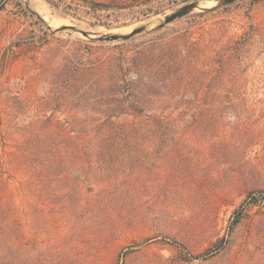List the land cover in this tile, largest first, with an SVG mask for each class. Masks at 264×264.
Segmentation results:
<instances>
[{
    "label": "rangeland",
    "instance_id": "1",
    "mask_svg": "<svg viewBox=\"0 0 264 264\" xmlns=\"http://www.w3.org/2000/svg\"><path fill=\"white\" fill-rule=\"evenodd\" d=\"M216 5L0 0V264H264V0ZM163 46L214 77L150 105L157 135L88 128L69 62L144 52L146 74Z\"/></svg>",
    "mask_w": 264,
    "mask_h": 264
},
{
    "label": "trees",
    "instance_id": "2",
    "mask_svg": "<svg viewBox=\"0 0 264 264\" xmlns=\"http://www.w3.org/2000/svg\"><path fill=\"white\" fill-rule=\"evenodd\" d=\"M155 46L154 43L151 45ZM160 52L163 53L158 60L162 61L160 69L146 74L143 69L155 66L157 62L144 52L128 59L117 56L95 62H69L70 87L81 92L83 102L97 107L96 111L88 109L90 114L100 116L87 117L88 128L103 132L107 137L144 132L157 135L167 121L174 122V119L163 112H150V105L172 100L182 88L208 84L214 77L215 69L210 63L207 64L208 71L190 73L186 71L185 56L178 54L180 57L172 61L175 52L170 46H163ZM123 116H131L133 120L117 121Z\"/></svg>",
    "mask_w": 264,
    "mask_h": 264
},
{
    "label": "water",
    "instance_id": "3",
    "mask_svg": "<svg viewBox=\"0 0 264 264\" xmlns=\"http://www.w3.org/2000/svg\"><path fill=\"white\" fill-rule=\"evenodd\" d=\"M236 1H238V0H216V3H217L216 6L217 7L228 6V5L235 3ZM196 9H201L203 11L209 10L208 8H201L200 3L197 1L188 3V4L180 7L179 9H177L176 11L171 13L170 15L165 16L164 20L161 21V23L157 26V29L164 28L166 25H169V24H171V23H173L179 19H182V18L190 15ZM147 29H148L147 26H140V27L133 29L130 33H127V34H118V33L112 34V33H110V34H101V35H97V34L92 33L90 31L78 30L75 27H64L62 29H58V31L71 30L74 32L81 33L84 37L92 38V39L100 41V42H113V41H120V40H124V41L130 40V39L134 38L135 36L146 32Z\"/></svg>",
    "mask_w": 264,
    "mask_h": 264
},
{
    "label": "bare ground",
    "instance_id": "4",
    "mask_svg": "<svg viewBox=\"0 0 264 264\" xmlns=\"http://www.w3.org/2000/svg\"><path fill=\"white\" fill-rule=\"evenodd\" d=\"M200 7H203L202 5H201V3H200ZM206 7V6H205Z\"/></svg>",
    "mask_w": 264,
    "mask_h": 264
}]
</instances>
